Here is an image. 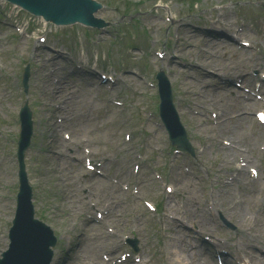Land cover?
Returning <instances> with one entry per match:
<instances>
[{
    "label": "rangeland",
    "instance_id": "1",
    "mask_svg": "<svg viewBox=\"0 0 264 264\" xmlns=\"http://www.w3.org/2000/svg\"><path fill=\"white\" fill-rule=\"evenodd\" d=\"M97 1L102 2L104 6L100 8L96 17L111 22L120 18L122 22L130 19L122 14L125 1L142 2L138 7L141 11L148 10L152 4L158 5L157 8L148 10L139 18L143 25L147 26L143 31L150 35L151 44L141 34L136 39L134 50H132L140 55L142 51L140 49H150L149 71L142 69L137 76L116 73L117 76L130 81L129 87L121 85L113 95L109 94L110 99L117 98L123 101L125 103L123 107L112 104L110 99H96L92 95L90 99L83 97L82 90L85 82L82 73H87L86 77L91 79L90 73L94 71L84 65L78 68L77 64L80 63L65 57L69 56V53L64 48L54 45L52 40L47 42L51 48L44 46L41 57H35L32 48L37 42L36 37L47 33L50 36V25L43 27L42 18L26 17L18 8L0 0V11L6 22L4 26L0 24V135L5 134L6 129L3 128H16V131L19 128V125L14 124L11 115L15 110L17 113L24 99L18 79L24 67L20 58H29L33 64L29 87V106L33 113L32 142L30 151L28 149L29 152H27L29 153V181L34 188L33 202L35 190L36 216L50 224L59 236L55 247V260L62 257L63 249H67L72 242H75L73 248L77 244L81 245V252L86 255V262L84 263L79 255L72 260L74 262L71 264H105L102 255L112 257L107 264H120L115 263V259L121 251L127 254L133 253L125 243V238L135 236L139 241L138 252L135 255L140 261L128 259L122 264H174L175 257L168 254L167 249L171 246L167 245V242L172 241L171 232L164 233L160 228L161 238H159L155 230L157 226L155 219L158 214H165L164 209L161 213H149L142 203V200H151V197L161 195L163 191L161 178L159 182L155 178V172H158L162 174L164 181L169 176L173 186L188 183L190 180L196 182L195 186L198 190L196 205H192L189 201L185 202L190 189L186 186V189L180 188L179 194L175 196L170 206L172 216L188 220L182 233L185 235L186 244L192 247L191 264H217L215 257L219 252L226 254V256L223 255L226 264H238L233 257L244 259L250 264H261L257 258L264 259V211H261L264 208H260V204L264 207V189L255 195L254 199L248 198L249 202H255V204L250 209L243 207V211L247 213L246 216L239 214L240 206H236L227 215L225 213L227 204H221L220 199L216 197L227 191L221 187L223 180L248 178L250 181L248 186L255 187L248 177V166L239 165L243 159L255 160L256 165L253 161L250 165L258 169V179L264 180V149H262L264 124L259 123L255 117V112L264 107V102L255 100L251 102L241 98L238 90L233 87V83L224 81L225 78L227 81H232L240 77L248 87L259 77L256 76L257 71H264V18H261L258 13L259 4H262L264 0H260L258 6L254 5V7L247 3H238L240 0H197L193 8L186 0ZM198 10H202L199 13L203 16L202 20H198L197 15H188L189 11L196 14ZM227 13H232L236 29L241 35L253 43L252 47L245 49L243 53H240L237 43L232 42L233 39L228 33L210 23V20L219 19L220 14L221 21L232 20ZM17 20L21 22L24 29L29 31V38L25 32L22 36L18 35L20 38L15 42L9 36L14 33ZM68 34L71 35V33ZM176 34L178 36L175 38ZM83 36L87 40L92 38L85 32ZM130 40L132 39H126V42ZM78 44L71 41L66 46L69 49ZM123 45L120 41L109 44L112 55L107 65L116 71L120 70V47ZM59 46L65 47L63 42ZM94 48L96 47H92V50ZM156 51L166 52L164 59H157ZM113 56L116 57V61L113 60ZM233 60L242 61L244 66L236 71L228 64ZM45 62L53 64L61 80L56 74H52V66H48ZM142 64L147 66L145 61ZM159 67H165L169 72L175 93L173 101L194 147V157L186 153L177 154L170 149L166 132L154 112L158 99H155V86H148V82H153L152 74ZM44 77L45 96L41 99L42 95L36 91L35 84ZM50 83L54 86V91L63 94L62 97L51 95ZM188 84L193 85L188 86ZM262 87L264 88V81ZM70 90L81 93L75 97L77 101H82L81 104L86 103L84 109L87 113L81 119L70 121L66 127L65 98L69 96ZM101 90L108 92L105 86ZM258 92L261 94L262 88ZM217 97L228 102V105L224 107L226 111L223 115L231 119L225 124V127L230 130L231 138L229 136L226 138L234 141L239 150H245L241 158L234 163L243 171L226 169L222 157L231 155L228 152L229 148L223 143L225 140L220 142L209 133L215 119L211 114L218 116L224 108L219 106L212 108L205 99ZM150 105V110L153 111L152 114L150 113L152 116L144 118L140 110H145L149 114ZM48 110L49 112L45 115ZM82 110L81 105L79 111ZM96 114L99 119L94 121ZM42 118L47 121L51 119L56 128L58 135L51 136L53 141L61 138L63 144L70 143L79 148H90L92 162L104 161L103 170L106 177H99L87 171L83 167V155L75 147L59 148L62 154L51 165L57 166L58 169L46 170L44 166L47 163L36 157L38 152H35L40 150L47 139V135L41 132L44 121ZM60 120L64 124L63 127H60ZM68 128H73L74 131ZM243 129L245 132H242ZM16 131L11 130L6 139H0V150L9 157L14 155L12 143L17 137ZM64 131L70 132L72 142L63 139ZM133 132L136 134L133 135ZM128 133L131 135V141L126 143L123 138ZM85 139L86 143L83 142ZM47 143L48 141L45 144ZM232 150L234 151L232 157L240 156L238 149ZM105 155L109 162L103 157ZM132 155L137 159L131 161ZM4 156L0 153V159ZM9 157L5 156L3 164L0 165V232L5 238L3 241L0 240V251L4 250L8 243L7 228L14 213L15 198L13 196L16 193L15 187L18 185L16 160L15 158L11 160ZM137 161L141 165V170L134 179L132 175L130 176L129 170ZM4 173H7L5 178ZM68 173L71 174L72 180L67 184L64 181ZM31 174L36 183H31ZM111 178L118 180V183L129 184L130 190L126 192L112 183L113 185H108L103 190L102 197L96 193L95 198L88 203L84 197L86 193L84 186L90 188L99 181ZM135 185L142 187L139 197H135L132 193ZM234 192L238 196H243L238 186L234 188ZM168 194L171 193L166 192L161 199L164 205ZM91 195L94 196V194ZM110 199L115 203L110 205L107 228H110L113 234L104 236L105 225L95 226L91 224L92 219L89 220V218L96 219V210H100L102 214L103 210L90 207L96 200L103 207H107ZM212 201H216L214 206ZM219 210L232 221L236 230L228 229L222 224L218 218ZM166 213L168 215L167 210ZM173 220L175 219L167 220V216L163 218L166 225L173 226ZM88 228L89 231L85 236L84 230ZM97 243L101 246L97 247ZM216 244H222L224 247L217 248ZM112 245L117 246L114 251L109 249Z\"/></svg>",
    "mask_w": 264,
    "mask_h": 264
},
{
    "label": "bare ground",
    "instance_id": "2",
    "mask_svg": "<svg viewBox=\"0 0 264 264\" xmlns=\"http://www.w3.org/2000/svg\"><path fill=\"white\" fill-rule=\"evenodd\" d=\"M223 27H227L229 29H234V27L232 25H228L226 23L222 24ZM237 68V66L235 65V69ZM73 96V95H70ZM76 101L74 98H71L69 103L70 104H74ZM205 102L208 103L210 106L215 107V106H219L224 108L225 103H222V101L216 98H207L205 99ZM70 108L67 109L68 112H70ZM226 108H224L223 110H221L219 116L216 118L215 121V126H213L212 128H210L209 133L211 134V136L215 139L218 140H223V139H227L226 137L230 135V130L227 129L225 127V124L227 123V121L229 120V118L226 115H223V113H225ZM68 112H65L64 115L68 114ZM71 115H74V113L72 112ZM228 143H227V147L229 148V154L231 155H224L222 157V162L224 163L225 167L227 170H237L239 169L238 166L234 163H236L237 158L232 157L233 154V150L235 148V143L234 141L227 139ZM240 151V150H239ZM242 152V151H240ZM240 171H243L242 169ZM252 182H255V184H258V186L255 185V187L250 188L248 186V183L245 181L242 182H237L234 179H227V180H223L222 181V189L223 190H227L225 192H222L221 195H218L216 198L220 199L221 204H227V208L225 209V213L227 215L230 214L229 211H233L235 209L236 206H240L239 207V214L245 215L247 213H245L243 211V207H247L248 209H250L252 206H254L255 202H249L248 198L251 197V199H254L255 195L261 193L262 189L264 188V182H261L260 180H256ZM238 186V189L240 188L241 192L243 193V196H238L237 194H235L234 192V188ZM250 189L252 193H249L247 190ZM194 191L192 190L189 193V201L191 203H193V195H194ZM260 203V202H258ZM257 203V204H258ZM243 204V205H242ZM260 208L263 209V205L260 204ZM264 211V210H261ZM174 222H176V220H173ZM183 224L182 223H178L175 225V227L172 228V246L174 245L176 247L177 250H182L184 253L187 254L188 257V251H187V245H183L184 241H185V235L181 232V226ZM174 248V254L176 255L177 251ZM38 247V239L35 238L33 240V243H29L27 241H16L14 243V250L15 253L17 254L12 261V264H38L36 257H35V251L37 250ZM253 256V255H252ZM257 260L259 262H261V264H264V259L261 258H257ZM192 262H190L189 264H191ZM175 264H181V260L180 258L176 257V261Z\"/></svg>",
    "mask_w": 264,
    "mask_h": 264
},
{
    "label": "water",
    "instance_id": "3",
    "mask_svg": "<svg viewBox=\"0 0 264 264\" xmlns=\"http://www.w3.org/2000/svg\"><path fill=\"white\" fill-rule=\"evenodd\" d=\"M18 1H20V2H22V3H24V4H27L28 3V0H18ZM103 23V22H102Z\"/></svg>",
    "mask_w": 264,
    "mask_h": 264
}]
</instances>
